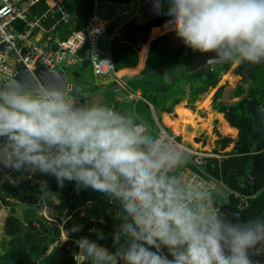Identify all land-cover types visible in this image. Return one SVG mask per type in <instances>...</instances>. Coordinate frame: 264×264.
I'll return each mask as SVG.
<instances>
[{
  "label": "clouds",
  "instance_id": "9594fccd",
  "mask_svg": "<svg viewBox=\"0 0 264 264\" xmlns=\"http://www.w3.org/2000/svg\"><path fill=\"white\" fill-rule=\"evenodd\" d=\"M166 14L168 29L194 52L264 62V0H169ZM22 89L20 81L0 86V164L53 175L60 186L75 181L123 211L113 244L123 238L126 246L110 253L82 237L74 241L77 264H259L252 257L264 255V218H221L207 181L183 176L185 147L134 113L77 106L57 88Z\"/></svg>",
  "mask_w": 264,
  "mask_h": 264
},
{
  "label": "trees",
  "instance_id": "16d2710c",
  "mask_svg": "<svg viewBox=\"0 0 264 264\" xmlns=\"http://www.w3.org/2000/svg\"><path fill=\"white\" fill-rule=\"evenodd\" d=\"M115 1L126 5L131 2V0ZM168 7L169 0H164L162 15L157 20L149 21L143 28L131 27L122 38L113 40L110 53L115 72L135 68L138 65L141 36L149 33L151 29L162 28L167 23ZM44 9L45 4L41 3L35 11L42 12ZM93 9V1L75 0L73 5L69 6V10L76 14V18L71 16L68 22L60 23L54 36L62 39L69 36L73 30L79 29L80 22L86 23L92 17ZM22 27L23 24H20V28ZM192 55L191 53L184 61L186 66L191 64ZM164 62L162 41L158 40L151 45L144 71L162 66ZM223 69L227 70L229 67L223 66ZM220 77L219 70L212 67L207 74L183 76L178 83L171 86L164 84L157 76L140 82L132 81V90H141L143 93L142 100L130 108V113L138 116L156 133L150 116V105L158 112L173 114L174 107L184 100L186 108L195 111V103L200 96L216 88ZM257 80L259 86L264 83V68L259 72ZM188 81L189 86H187ZM221 92L222 87L214 93L211 109L221 114L225 122L236 130L237 135L233 139L222 136L214 129L218 148L213 154L219 157L206 158L202 169L208 176L223 185V187H218V192L222 193L219 197L224 198V202L221 203L218 198L215 199L220 207L227 205L233 212L239 213L242 222L264 218V140L254 152L249 139L253 127L244 103L228 106L220 101ZM261 97L262 101L261 98H256V100L264 107V93ZM230 146H232L231 149L226 150ZM255 153L260 161L261 171L253 180H250L247 175ZM12 179L16 184L15 189L7 183L1 186L0 211L12 205L9 198H15L20 194L23 195L21 203L24 202L27 205L29 203L30 206L22 209L21 214H18L15 208L8 211L4 222V235L8 241L3 244L0 252V264H74V257L79 251L74 241L82 237L107 248L110 253H114L120 246H126L127 242L123 238L119 245L113 244L110 231L121 223H116L113 217L116 210L111 212V216L106 212L104 193L78 187L75 181L65 180L63 186H60L53 175L39 172L31 175L23 169L15 171ZM241 197H247V206H242ZM55 200L58 201L57 205H55ZM88 203H91L93 207L85 208ZM42 204L54 210L60 217L57 216L53 222L54 220L50 221L45 216L38 215L37 210ZM95 205L102 208L97 209ZM60 209L63 210L62 213ZM74 228L79 230L73 231ZM63 231L66 236L63 241H60ZM83 264H91V261L85 260Z\"/></svg>",
  "mask_w": 264,
  "mask_h": 264
},
{
  "label": "water",
  "instance_id": "95a60500",
  "mask_svg": "<svg viewBox=\"0 0 264 264\" xmlns=\"http://www.w3.org/2000/svg\"><path fill=\"white\" fill-rule=\"evenodd\" d=\"M164 0H142L139 9V16L132 17L130 13L127 14H113L107 7L105 0H97L99 5L96 9V16L109 21L108 26L104 33H102L97 41V48L103 52H110L111 45L113 43L112 37L114 35L122 38L126 31L131 27L143 28L149 21L157 20L162 15V3ZM156 3H159L160 10L157 11L154 7ZM73 18H76V14L71 12ZM84 28V22H80L79 30ZM150 39V45L158 40L162 41L163 52L165 55V64L156 68L149 69L145 72H127L122 74L118 83L106 87L98 86L94 88L93 82L87 81L84 84H77L76 81L80 79V73L87 70L89 67V52L87 44L75 52V55L81 60V68L79 72H67L64 67L60 70H51L45 68L42 65L35 64L32 70L27 69L24 65L20 64V57L25 55V49L22 48L17 55L16 51L11 47L0 44V52L7 53L8 58L15 64V75L0 80V86H4L9 81H20L23 85V91H37L39 92L42 87L57 88L64 92L65 85L68 83L71 87L70 96L76 100L74 105L77 106H91L96 101L101 100L103 105H107L113 108L112 102L123 90V87L127 86L132 80H146L153 76H157L166 85H174L182 79L183 76H192L196 74H207L212 67L229 66L231 61H220L211 59L210 53L202 54L194 52L183 42L176 37L174 31L169 29L164 30L159 36L152 37L150 33H146L141 36V40ZM50 50L52 52L57 51L56 45H51ZM62 52V51H61ZM66 54H71L70 50L65 51ZM190 53H195V59L189 66L184 64V61L188 58ZM260 63H248L246 61L238 64L234 69L240 77V81L237 83L242 89V93L238 97L229 98V89L233 86H226L223 90L222 96L226 100L228 105L235 103L245 102L244 106L251 118V124L253 132L249 136L252 144V150L256 152L260 143L264 140V107L255 99L250 98L252 79L248 75V71ZM235 86V85H234ZM264 90V85H263ZM261 171V164L257 158V154L253 155L251 162V169L247 175V178L253 180ZM45 206L42 204L37 210L38 215H43L42 212ZM112 206L107 208V213L110 214ZM220 212L224 219L231 220L233 212L227 205H223ZM239 214V213H238ZM241 222L242 218L239 214Z\"/></svg>",
  "mask_w": 264,
  "mask_h": 264
},
{
  "label": "built area",
  "instance_id": "2783aa9c",
  "mask_svg": "<svg viewBox=\"0 0 264 264\" xmlns=\"http://www.w3.org/2000/svg\"><path fill=\"white\" fill-rule=\"evenodd\" d=\"M94 3L92 17L84 23V28L73 30L69 36L62 39L59 36H54L57 27L60 23H66L70 19L71 11L69 6H72L75 0H0V44H5L14 49L19 55L22 48L25 49V55L20 57V64L27 69L32 70L35 64L42 65L51 70H60L62 66L73 68L82 64L81 60L75 55L83 44H87L89 52V67L95 77L108 74L115 75L111 53L101 52L96 41L98 37L105 32L109 21L96 16L95 12L99 3L97 0H90ZM141 0H131L129 5L115 0H105L108 9L114 7L118 13H130L132 17L139 16ZM45 4V9L42 12L35 11V8L41 4ZM135 5L133 11L122 10L127 6ZM23 24V29L19 30L17 23ZM51 45L57 46V51L50 50ZM70 50L71 57L65 59V51ZM62 51V52H61ZM15 75V64L11 61L7 53L0 52V78L7 79ZM118 81V80H117ZM71 87L67 83L64 88V94L73 104L76 100L70 96ZM127 98L134 105L142 100L136 92L130 91ZM156 134L166 136L175 143L182 145L188 151L189 163L182 170L183 176L191 177L193 174L200 176L207 181L213 191V203L218 215H221L220 204L215 201V195L219 194L218 187H223L222 183L208 176L202 169L208 157H219L215 154H209L200 149L201 144H195V148L188 144L183 136L168 130V128L157 124ZM12 177V172L11 176ZM9 180V179H8ZM1 186V185H0ZM106 207L112 206L113 210H118L123 214L122 208L118 201H115L108 196L105 198ZM242 206H247V197H241ZM93 205L88 203L85 208L90 209ZM84 209V207L82 208ZM222 218V217H221ZM64 239L60 240L63 241ZM154 250V249H151ZM163 254L167 255V249H162ZM171 259V256L168 257ZM254 261H259V264H264V255L253 256ZM85 260H80L78 264H83ZM74 264H77L74 259Z\"/></svg>",
  "mask_w": 264,
  "mask_h": 264
},
{
  "label": "rangeland",
  "instance_id": "374dc122",
  "mask_svg": "<svg viewBox=\"0 0 264 264\" xmlns=\"http://www.w3.org/2000/svg\"><path fill=\"white\" fill-rule=\"evenodd\" d=\"M110 10L114 13H118L117 10L110 6L109 7ZM122 10H130L133 11L135 9V5L132 6H127L125 8H121ZM164 28H168V26H164ZM71 56L69 54H66L65 59H69ZM237 64L233 61L232 65L230 66L229 69H223V66L220 67H215L217 68V70H219L220 73V81H219V85L224 83V82H232L233 80L239 79V76L234 74L233 69L235 68ZM66 69L67 72H77L76 69H80V66H76L73 68H67L65 66H62ZM61 67V68H62ZM86 71L90 72V74L88 75L90 77V79L93 80V74L91 71V68L88 67L87 70L83 71V74L86 73ZM95 77V76H94ZM0 80H3L0 78ZM138 81V80H137ZM142 81V80H139ZM179 82V81H178ZM177 82V83H178ZM176 84V83H175ZM217 85V86H219ZM215 89H211L208 92H206L205 94H203L202 96H200L199 100L195 103V111L190 112L189 110L186 109V102L183 100L180 104H178L176 106V108L174 107L173 111L174 113L172 115H170V119L176 123H170L171 125L174 126H180V129H185L186 133H189L186 135V137L184 138L185 140H187L186 142L190 145H192L195 148V144L199 145L201 144L200 149L208 152L209 154H213L214 150H216L218 148V146L216 145V140L217 137L214 134V129H216L222 136H228L230 138H235L236 135L234 134V131L232 129L229 128V126H227L224 121L222 120V117L219 113H217L216 111H213L211 109L210 106H208V104H210V98L213 95ZM26 92V91H24ZM182 111H189L190 113H192L191 115H195V118H192L191 120L195 121L194 123V127H186L185 125L188 123H182L181 120H183L180 117V114ZM175 114V115H174ZM219 114V115H218ZM198 119H197V118ZM191 118V117H190ZM181 119V120H180ZM181 121V122H180ZM196 123L198 125H196ZM161 125V124H160ZM163 126V125H162ZM165 127V126H164ZM186 127V128H185ZM191 135V137H190ZM188 138V139H186ZM191 139V140H189ZM197 139H199V141H196ZM0 142H2V138H0ZM230 148V147H229ZM229 148H227L226 150H229ZM11 172L12 175L14 174V170L10 169V168H4V166L2 164H0V185L2 186L3 184L7 183L9 185L12 186V188H16V184L13 181L11 176ZM37 174V172H36ZM9 179V180H8ZM0 186V190L2 189ZM220 194V192H219ZM222 194V193H221ZM106 195V194H104ZM107 196V195H106ZM105 196V197H106ZM22 197L23 195H16L15 198H9V202L12 203V205H8L4 208L1 209L0 211V252L2 251L3 248V244H6L8 241V238L5 237L4 235V222H5V218L8 215V211L11 208H15V210L18 212V214H21L22 209L24 210V208H27L28 206H30V204L28 203V205L24 202L21 203L22 201ZM218 197V200L223 203L224 202V198ZM58 204V201L55 200V205ZM97 209L102 208L99 205H95ZM62 209H60V212L62 213ZM43 216H45L48 220L55 222V218L57 216L60 217V215L58 213H56L54 210L49 209L47 206H45V209L42 212ZM123 214L121 212H119L118 210L115 212V214L113 215L114 219L116 220V223H123L121 216ZM121 224H118L116 226H114L111 232V236L113 238L114 233L120 228ZM65 235L66 233L63 231L62 235H61V240L65 239Z\"/></svg>",
  "mask_w": 264,
  "mask_h": 264
},
{
  "label": "crops",
  "instance_id": "0c3cea01",
  "mask_svg": "<svg viewBox=\"0 0 264 264\" xmlns=\"http://www.w3.org/2000/svg\"><path fill=\"white\" fill-rule=\"evenodd\" d=\"M165 25H167V23H165L164 25H163V27L162 28H154V29H151V31L149 32L150 34H151V36L152 37H157V36H159L164 30H166V29H168V28H164V26ZM16 26H17V28L19 29V30H21V29H23V27L22 28H20V23L18 22L17 24H16ZM154 30H156V32H154ZM117 38H120V37H118V36H116V35H114L113 37H112V39L114 40V39H117ZM150 39H146V40H143L142 41V43H140L139 44V51H138V65L135 67V68H129V69H125V70H122V71H118V72H116V74L115 75H113V74H108V75H104V76H99V77H94L93 76V80L92 79H90V77L88 76L89 74H90V72H88V71H86V73L85 74H83V72L82 73H80V79H79V81H76L77 82V84H79V85H81V84H84L85 82H87V81H91V82H93V86H94V88H96V87H98V86H106V87H110V86H112V85H114V84H116V83H118V81L117 80H119V78H121V76H122V74H125V73H127V72H140V73H142V72H145L144 71V69H145V66H146V62H147V59H148V56H149V51H150V48H151V45H150ZM164 64H165V62H164ZM163 64V65H164ZM76 71L77 72H79V69H76ZM132 81H137V80H132ZM132 81L131 82H129L128 84H127V86H125V87H123V90L120 92V94L119 95H117V97L114 99V101L112 102V105H113V108L116 110V111H119V112H122V113H130V108L133 106V104L131 103V101H129L128 100V98H127V94L130 92V91H133V92H136V94L138 95V96H141V98H142V91L141 90H139V91H135V90H132V86H131V83H132ZM139 81V80H138ZM140 82V81H139ZM24 92V91H23ZM25 94H29V95H38L39 94V92H37V91H26V92H24ZM198 103V102H197ZM196 103V104H197ZM95 104H102L101 103V100H99V101H96L95 102ZM103 105V104H102ZM177 106V105H176ZM176 106H175V108H176ZM208 106H210L211 107V102H210V104H208ZM149 109H150V116L152 117V120H153V122H154V125H155V130L154 131H156V129H157V124H161V125H163V126H165L166 128H168V130L170 131V130H172L173 132H176L177 134H179V135H181V136H184V138L186 137V135L187 134H189V133H186L185 132V129H180V126L178 127L177 126V128L174 126V125H171L170 123H176V122H174V121H172L171 119H170V115H172V114H167V113H161V112H158V111H156V110H154L153 109V107L150 105L149 106ZM187 110H189L190 112H193V111H191L190 109H188V108H186ZM174 113V112H173ZM175 115V114H174ZM219 115V114H218ZM221 115V114H220ZM195 116H196V114H195ZM221 117H222V120L224 121V123L227 125V126H229L226 122H225V120L223 119V116L221 115ZM197 118V117H196ZM198 119V118H197ZM196 125H198L197 123H196ZM186 127H190V125L188 124H186L185 125ZM185 127V128H186ZM229 128L230 129H232L233 131H234V134L236 133L237 134V132H236V130L234 129V128H231L230 126H229ZM175 129H177V130H175ZM175 130V131H174ZM181 132H184V134L183 133H181ZM235 134V135H236ZM234 139V138H233ZM189 140H191V139H189ZM231 147L232 146H230V148H229V150L231 149ZM38 173V172H37ZM30 174L31 175H34V174H36V173H31L30 172ZM221 194V193H220ZM217 196H215V199H217L218 197H219V194H216ZM222 195V194H221ZM108 208V207H107ZM107 208H105L106 210H107ZM113 210V209H112ZM111 210V212H113ZM107 212V211H106ZM111 212H110V216H111ZM223 217V216H222ZM223 219H224V217H223ZM227 220V219H226ZM112 230L113 229H111V231H110V234H111V232H112Z\"/></svg>",
  "mask_w": 264,
  "mask_h": 264
},
{
  "label": "flooded vegetation",
  "instance_id": "af4514ba",
  "mask_svg": "<svg viewBox=\"0 0 264 264\" xmlns=\"http://www.w3.org/2000/svg\"><path fill=\"white\" fill-rule=\"evenodd\" d=\"M142 1V0H141ZM191 54V53H190ZM193 55H192V58H191V60H190V62L191 63H193V61H194V59H195V56H196V54L195 53H192ZM232 62L233 61H231L230 62V64H229V68H230V66L232 65ZM242 62H244V61H242ZM241 62V63H242ZM240 64V63H239ZM238 65V64H237ZM236 65V66H237ZM235 66V67H236ZM263 68H264V65L263 64H260V65H256V66H253L249 71H248V75H249V77L252 79V84H251V95H250V98H253V99H255L256 100V98H261V101L263 100V98L261 97V95L264 93V90H263V85H264V83L262 84V85H260L259 86V81L257 80V78H258V74H259V72L260 71H263ZM233 72H234V74H236V75H238L236 72H235V69H233ZM240 81V77H239V79H236V80H233L232 82H224V83H222V84H218L219 86H216V88H214L215 89V91H214V93L216 92V90L217 89H219L220 87H222V92H221V99H220V101L221 102H223V103H225L226 105H228L227 104V102H226V100L224 99V97L222 96V93H223V90H224V88L226 87V86H233V88L232 89H229L228 91H230L229 92V98H234V97H238L241 93H242V89H241V87H239L238 85H237V83ZM189 81L187 82V86H189ZM235 85V86H234ZM261 88V91H259V89ZM214 93H213V95L211 96V98H210V102H212V98H213V96H214ZM259 102V101H258ZM244 104H245V102H243ZM260 103V102H259ZM236 104V103H235ZM232 105H234V104H232ZM262 105V104H261ZM228 106H231V105H228Z\"/></svg>",
  "mask_w": 264,
  "mask_h": 264
},
{
  "label": "bare ground",
  "instance_id": "6f19581e",
  "mask_svg": "<svg viewBox=\"0 0 264 264\" xmlns=\"http://www.w3.org/2000/svg\"><path fill=\"white\" fill-rule=\"evenodd\" d=\"M192 113H190L189 111H182L181 112V114H180V117L183 119V120H181L182 121V123H188L191 127H194V123L193 122H195V121H193V120H191L192 118H195L193 115H191ZM191 117V118H190ZM180 121V122H181ZM177 124V123H176ZM187 124V125H188ZM176 127V126H175ZM177 128V127H176ZM175 130H177V129H175ZM174 130V131H175ZM177 132V131H176ZM178 133V132H177ZM181 133H183L184 134V132H181ZM185 135V134H184ZM184 137V136H183ZM190 137H191V135H190ZM186 139H188V138H186Z\"/></svg>",
  "mask_w": 264,
  "mask_h": 264
}]
</instances>
